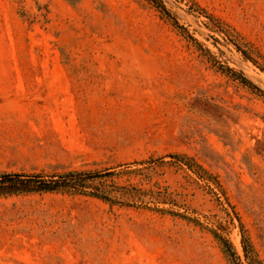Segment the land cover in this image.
<instances>
[{
    "label": "rangeland",
    "instance_id": "374dc122",
    "mask_svg": "<svg viewBox=\"0 0 264 264\" xmlns=\"http://www.w3.org/2000/svg\"><path fill=\"white\" fill-rule=\"evenodd\" d=\"M162 1L167 17L150 0H0V171L163 157L152 183L225 228L243 256L235 210L264 264V71L223 31L262 64L264 0ZM0 264L230 263L209 229L181 218L34 194L0 198Z\"/></svg>",
    "mask_w": 264,
    "mask_h": 264
},
{
    "label": "trees",
    "instance_id": "16d2710c",
    "mask_svg": "<svg viewBox=\"0 0 264 264\" xmlns=\"http://www.w3.org/2000/svg\"><path fill=\"white\" fill-rule=\"evenodd\" d=\"M150 1L154 3L164 16H169V12L162 0ZM197 7L207 17L214 20L200 6ZM174 25L183 31V27L179 26L178 23L174 22ZM223 31L247 59L264 71V62L260 64L252 57L251 50L245 49L238 38L230 34L228 30ZM185 35L192 43L199 45L197 39L188 34ZM219 69L245 85H252L250 80L229 67L220 66ZM170 157L175 164L187 168L199 179L205 181L211 193L216 195L211 188V184L222 189L219 180L194 158L182 154H171ZM165 163L162 157L121 164L103 170H64L52 173L0 171V198L34 194H66L96 198L110 206L119 205L148 209L162 215L181 218L209 229L220 244L230 264H263L241 217L235 210H233V214L239 223L242 233L243 256L237 251L233 242L223 234L225 228H207L199 218L192 215L193 212L190 206L181 202L177 195L169 192V187L161 186L157 182L152 183L153 176L157 173L156 168ZM133 179H137V182H132ZM230 215L228 214V216Z\"/></svg>",
    "mask_w": 264,
    "mask_h": 264
}]
</instances>
